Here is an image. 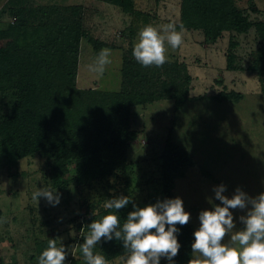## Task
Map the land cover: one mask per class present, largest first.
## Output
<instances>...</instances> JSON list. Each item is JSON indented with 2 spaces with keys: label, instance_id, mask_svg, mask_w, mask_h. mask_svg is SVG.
<instances>
[{
  "label": "rangeland",
  "instance_id": "374dc122",
  "mask_svg": "<svg viewBox=\"0 0 264 264\" xmlns=\"http://www.w3.org/2000/svg\"><path fill=\"white\" fill-rule=\"evenodd\" d=\"M180 3L181 0H134V9L140 13L134 16L96 0H0V28L15 20L10 15L12 8L82 5L89 34L116 48L111 49L112 63L100 77L88 70L97 53L83 40L76 86L117 91L122 56L129 52L133 57L132 48L141 28L149 23L179 25ZM235 3L251 21L264 22V0ZM183 40L179 48L169 47L167 63L186 68L190 76L187 98L180 108L166 99L131 109V128L139 133L138 139L128 148L125 175L120 181L109 179L112 188L107 199L130 195L141 208L164 200L158 166L170 131L173 142L187 150L194 162L185 176L176 180L173 199L183 201L191 217L187 224L197 230L199 213L220 205L214 187L223 184L226 191L222 195L228 198L237 188L249 197L264 193V40L255 28L242 35L224 32L213 44L204 42L201 31L186 29ZM230 42L235 43L234 48H230ZM230 50L234 53L233 64L240 67L235 71L225 68ZM250 66L255 71H249ZM221 92L239 93L241 99L220 101L217 96ZM8 157L0 147V264H37L43 243L52 238H62L69 249L65 264H86L82 253L73 246L82 244L88 234L87 221L98 211L90 212L86 204L97 199L102 186L81 189L69 177L64 178L67 181L54 182L40 154L23 158L15 165ZM44 187L61 194L58 205H50L43 197H38V203L32 199L33 192ZM248 210L250 206L230 209L236 225L233 232L243 229L239 217ZM228 240L230 236L224 243ZM101 241L97 251H102ZM118 257L109 264H119Z\"/></svg>",
  "mask_w": 264,
  "mask_h": 264
},
{
  "label": "trees",
  "instance_id": "16d2710c",
  "mask_svg": "<svg viewBox=\"0 0 264 264\" xmlns=\"http://www.w3.org/2000/svg\"><path fill=\"white\" fill-rule=\"evenodd\" d=\"M96 1L117 6L126 14H140L134 9V0ZM10 15L15 20L0 28V147L13 165L40 154L54 182L69 177L81 189L100 184L97 199L86 204L90 212L98 211L87 221L90 224L109 213L103 207L111 197L109 179L120 181L125 175L128 148L138 139L139 133L131 128V109L166 99L180 108L187 98L190 76L184 65L176 63L142 67L128 52L122 56L119 90L78 88L81 42H87L97 54L102 48H116L89 34L83 6L12 8ZM180 24L201 31L207 44L215 43L224 32L242 35L250 28L264 40V22L251 21L235 0H181ZM229 46L234 48L235 43ZM233 62L230 50L226 70L240 69ZM248 70L253 72L255 67ZM217 99L238 102L241 94L221 92ZM159 160L164 199H173L175 182L193 167V159L173 142L169 131ZM132 204L117 213L121 226L133 211ZM176 227L181 247L173 262L188 264L195 230L189 224ZM101 244L108 261L125 252L122 241ZM46 247L44 242L42 250ZM160 264L169 262L162 257Z\"/></svg>",
  "mask_w": 264,
  "mask_h": 264
},
{
  "label": "clouds",
  "instance_id": "9594fccd",
  "mask_svg": "<svg viewBox=\"0 0 264 264\" xmlns=\"http://www.w3.org/2000/svg\"><path fill=\"white\" fill-rule=\"evenodd\" d=\"M183 24L169 22L161 25L146 24L138 33L132 48L134 59L142 67H161L168 62V50L179 48L183 43ZM112 50L100 49L88 70L102 77L108 65L112 63ZM226 187L221 184L213 188L215 199L220 205L212 210L199 213V227L193 232L191 245L192 258L188 264H264V193L249 197L239 188L231 198L222 195ZM60 193L44 187L36 189L32 199L38 203L43 197L50 205L60 203ZM132 203L129 196H118L104 201L103 207L109 210L99 220L87 225L88 234L83 243L73 247L82 253L86 264H109L97 245L103 239L122 241L125 252L118 257L119 264H160L166 258L174 264L181 245L178 243L179 229L190 221V213L183 207V201L177 197L164 199L145 207L132 204L123 225L120 224L119 210ZM246 215L239 217L243 229L233 232L236 227L230 209L244 210ZM230 240L224 243L225 237ZM69 249L62 243V238L48 239L47 247L38 256L37 264H65Z\"/></svg>",
  "mask_w": 264,
  "mask_h": 264
}]
</instances>
